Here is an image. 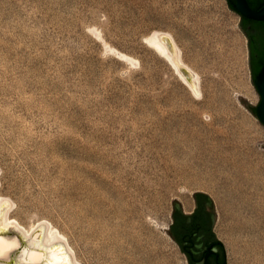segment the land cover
Wrapping results in <instances>:
<instances>
[{"label":"rangeland","instance_id":"1","mask_svg":"<svg viewBox=\"0 0 264 264\" xmlns=\"http://www.w3.org/2000/svg\"><path fill=\"white\" fill-rule=\"evenodd\" d=\"M240 21L227 0H0V197L16 203L11 216L49 220L80 264H189L171 234L174 200L188 209L203 192L231 208L218 233L235 263L264 264V221H248L264 219V125ZM154 31L173 34L200 97L150 44ZM118 163L135 165L141 189L121 196L106 183ZM113 205L139 210L124 237Z\"/></svg>","mask_w":264,"mask_h":264},{"label":"bare ground","instance_id":"2","mask_svg":"<svg viewBox=\"0 0 264 264\" xmlns=\"http://www.w3.org/2000/svg\"><path fill=\"white\" fill-rule=\"evenodd\" d=\"M150 44L162 54L173 66L182 81L188 85L196 97L201 96L200 77L188 66L183 58L180 47L178 46L173 34L165 31H154L148 39ZM247 96L251 99L252 93L247 91ZM121 164V165H120ZM118 163L113 172L104 171L106 183L116 189L117 194L125 196L126 187L133 186L141 189L139 178L134 173L135 165ZM117 181L121 182L120 187H116ZM110 203V202H109ZM111 204V203H110ZM16 203L7 196L0 197V250L5 255L0 258V264H80L76 258L75 249L71 246L66 236L53 224L42 219L31 226L22 224L17 218L11 216ZM115 205L111 206L110 214L120 212V229L117 233L119 237L128 235L131 228L136 227V220H139V210H115ZM109 216L110 222H112ZM10 226L21 230V234L9 233ZM5 232V233H3ZM38 234V235H37ZM26 239H28L26 241ZM110 245L114 248L112 253L123 258L125 246L120 241L108 237ZM233 264V263H232Z\"/></svg>","mask_w":264,"mask_h":264},{"label":"flooded vegetation","instance_id":"3","mask_svg":"<svg viewBox=\"0 0 264 264\" xmlns=\"http://www.w3.org/2000/svg\"><path fill=\"white\" fill-rule=\"evenodd\" d=\"M249 46L251 65L258 59L260 50L258 43L250 44V39ZM195 204L193 210L175 212L171 234L188 254L189 264H227L225 251L214 231L215 212L210 209V201L197 194Z\"/></svg>","mask_w":264,"mask_h":264},{"label":"water","instance_id":"4","mask_svg":"<svg viewBox=\"0 0 264 264\" xmlns=\"http://www.w3.org/2000/svg\"><path fill=\"white\" fill-rule=\"evenodd\" d=\"M235 8L238 10V12L241 15H243V16H245L247 18H251V19H254V20H258V21H264V6H262L259 9H254L249 4V1L248 0H236V2H235ZM240 26L242 27V19L240 21ZM254 84H255V86H256V88H257V90H258V92H259V94L261 96L260 102L256 106V111L255 112L257 114L258 119L264 125V64L261 67V69L259 70V72L257 73V75L255 77ZM197 194H199V195L203 194L202 196L204 198H207L210 201V209L211 210H214V212H215V221H216L215 204H214V201L212 200V198L210 197V195H208L206 193H203V192H197V193H195V196ZM174 207H175V209H180V210H175L174 209L173 218H174L175 212L182 213V210H183L182 203L179 202L178 200H174ZM171 227H172V225H171ZM7 232H9V233L17 232V233L21 234V230L15 228L14 226H10L9 227V230ZM3 233H5V232H3ZM27 240L28 239H26V241Z\"/></svg>","mask_w":264,"mask_h":264},{"label":"trees","instance_id":"5","mask_svg":"<svg viewBox=\"0 0 264 264\" xmlns=\"http://www.w3.org/2000/svg\"><path fill=\"white\" fill-rule=\"evenodd\" d=\"M248 1H249V4L254 9H259L262 6H264V0H248ZM235 2H236V0H227L229 7L241 16L242 27L248 33V37L250 39V44L254 45V44L258 43V45H259L260 54L258 55V59L254 63L251 64L253 81H255V77H256L257 73L259 72V70L261 69V67L264 64V21L254 20V19L247 18V17L241 15L238 12V10L235 8ZM252 49H253V46H252ZM251 109L254 112V114L257 116V114L255 112L256 107H252ZM201 195H203V194H201ZM219 244L222 247V249L225 251L224 244L220 240H219Z\"/></svg>","mask_w":264,"mask_h":264},{"label":"crops","instance_id":"6","mask_svg":"<svg viewBox=\"0 0 264 264\" xmlns=\"http://www.w3.org/2000/svg\"><path fill=\"white\" fill-rule=\"evenodd\" d=\"M214 204H215V211H216V221H215V224H214V231H215V233L217 235V238L224 244L227 264H232V263L233 264H236L235 261L232 258V254L233 253L235 254L236 251L231 250V248H230V250H227L226 244H225L223 238L218 233L220 231V229L218 227L219 226L218 224L220 222L221 223L223 222L225 224L226 221L231 220L230 213L228 212V210H231V208L222 207V206H220V203L219 202H218V204H216V203H214ZM195 205L193 207L188 208V209L185 207L183 210H193L194 207H195ZM244 210H247V209H244ZM254 210H257V209H254ZM231 214L234 215L235 213H231ZM257 214L258 215H263V213L261 211L260 212H257ZM257 214H256V216H257ZM232 218H233V216H232ZM248 221L250 222V224H255L256 225L257 223L263 222L264 219H262L261 216H258L256 218L248 219ZM244 222H247V220L244 219ZM216 226L219 229L218 231L216 230ZM254 229H255V227H254ZM259 229H260V227L257 228V230H259ZM256 236L260 238L262 235L259 233ZM251 250L255 251L257 249L254 248V247H251Z\"/></svg>","mask_w":264,"mask_h":264},{"label":"snow or ice","instance_id":"7","mask_svg":"<svg viewBox=\"0 0 264 264\" xmlns=\"http://www.w3.org/2000/svg\"><path fill=\"white\" fill-rule=\"evenodd\" d=\"M0 230H3L2 227H0ZM4 255L5 253L2 250H0V258H2Z\"/></svg>","mask_w":264,"mask_h":264}]
</instances>
